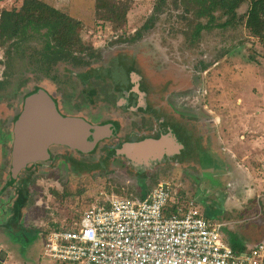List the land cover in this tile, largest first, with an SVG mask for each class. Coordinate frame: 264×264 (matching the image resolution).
<instances>
[{
	"label": "rangeland",
	"instance_id": "374dc122",
	"mask_svg": "<svg viewBox=\"0 0 264 264\" xmlns=\"http://www.w3.org/2000/svg\"><path fill=\"white\" fill-rule=\"evenodd\" d=\"M156 1L133 0L126 25L116 29L112 22L98 17L96 0H40L35 23L49 36L50 52L81 54L87 45L101 53V59L92 61L97 65L121 49L137 57L143 68H153L164 80L171 79L175 87L169 91V101L192 116L194 130L200 135L196 141L201 148L200 163H166L145 170V177L130 171L120 159L113 169L71 173L62 168L38 174L22 219L29 229L24 237L6 233L2 223L6 213L0 212V264H55L43 255L46 232L72 226L84 210L112 195L140 197L163 181L175 184L181 201L195 199L206 217L222 224L228 242H235V233L254 238L245 237L247 248L264 241V235L257 233L263 229L264 234V41L245 27L248 5L238 7L237 18L226 7H213V18H201L208 28L196 40L188 37L192 30L188 21L168 8L137 41H116L121 35L132 36L150 16ZM22 2L4 0L0 9L19 8ZM189 17L194 27L196 16L192 13ZM31 47L18 50L16 38L0 27L2 80L6 79L7 55H13L11 76L6 89L0 91V103L17 107L32 85L44 83L53 92L65 91L66 108L76 107L97 119L115 112L109 103L93 109L79 94V80L64 71L82 68L59 63L47 72L38 60L40 49ZM118 61L113 62L111 73L124 80L127 61L124 56ZM125 122L127 132L133 124L129 118ZM2 150L0 143V160ZM99 156L80 157L90 162Z\"/></svg>",
	"mask_w": 264,
	"mask_h": 264
},
{
	"label": "flooded vegetation",
	"instance_id": "af4514ba",
	"mask_svg": "<svg viewBox=\"0 0 264 264\" xmlns=\"http://www.w3.org/2000/svg\"><path fill=\"white\" fill-rule=\"evenodd\" d=\"M101 56L100 53V57L93 59L99 60ZM119 56L123 58L121 49L109 54L105 61L83 68L87 71L84 78L79 77L75 71L69 73L79 80L81 86L79 94L93 109L100 103L107 105L109 103L115 109L114 113L105 112V116L101 119L90 117L76 107L75 110L66 108L64 105L65 91L53 92L44 83L34 84L26 92L28 94L42 87L53 97L61 113L66 116L79 117L90 124L92 128L90 127L91 130L85 138L91 149L89 152L68 145L51 144L48 153H44L41 158L35 161L28 162L17 177H14L12 173L14 124L22 110L23 99L17 107L10 103H0V143L3 148L0 160V212L6 213V219L2 222L5 229V222L18 214L15 211L19 212L22 208L23 213L25 212L30 204L27 196L29 193V198L31 197V184L35 183L40 173H52V171L62 168H68L71 173L84 172L81 169V164L87 165L89 170L97 168V164H101L98 166L100 168L113 169L114 162L120 159L129 170L132 169V172L145 177L148 170L156 169L166 163L193 166L200 163L201 150L194 154L191 153L189 147L192 137L189 127L195 121L192 116L177 110L172 101H169V95L172 93L169 91L175 87L170 81L171 79L164 80L165 76L158 75L153 68L152 70L144 68V74H142L138 70L143 68L142 62L137 57L128 56L124 58L127 61L128 69L124 72V80H122L111 73L113 62L118 61ZM131 64H134L133 68H131ZM136 85L144 88L150 87V89L145 91L146 89L142 88L140 91H136L134 89ZM4 89H6V84L0 87V91ZM127 118L133 125L127 132H124L126 129L125 119ZM113 122H118L117 127H119L114 126ZM146 138L160 139L162 147L158 154L152 153V151L148 153L136 152L137 150L130 154L124 152L118 154L125 143L141 141ZM97 147L94 154L93 151ZM184 151L186 155L182 159L180 155ZM83 155L100 156L97 160L88 162L81 159L80 156ZM181 159L184 162H180ZM21 201H27V204L24 203L25 205L21 206ZM22 226L24 225L22 224ZM17 231L23 232L22 229ZM6 233L10 235L12 232L6 229Z\"/></svg>",
	"mask_w": 264,
	"mask_h": 264
},
{
	"label": "built area",
	"instance_id": "2783aa9c",
	"mask_svg": "<svg viewBox=\"0 0 264 264\" xmlns=\"http://www.w3.org/2000/svg\"><path fill=\"white\" fill-rule=\"evenodd\" d=\"M221 226L163 181L140 197L92 204L71 227L48 232L43 255L55 264H264V241L236 250Z\"/></svg>",
	"mask_w": 264,
	"mask_h": 264
},
{
	"label": "trees",
	"instance_id": "16d2710c",
	"mask_svg": "<svg viewBox=\"0 0 264 264\" xmlns=\"http://www.w3.org/2000/svg\"><path fill=\"white\" fill-rule=\"evenodd\" d=\"M3 1L4 0H0V3H2ZM38 2H40V0H23L22 5L19 8L13 7L0 9L1 29L8 35L16 38L18 50L23 51L26 47L31 46V48H34L37 51L38 49H40L39 53H42V57L38 60L39 62L43 61V67H45L47 72L51 67H53L54 65L56 66L59 63L71 64L73 66L75 65L76 67L82 68L77 72V75L84 78L87 74V71L83 68L90 67L92 65V59L95 57H100V52L87 45L82 50L81 54L68 52L66 50H55L50 52V45L48 40L49 36L45 33L44 27H42L41 24L35 23V14L36 12H38ZM132 3L133 0H96L98 17L100 19L109 20L114 24V27L116 29H120V27H124L126 25L128 12L131 9ZM244 3H247L248 5L246 20L244 23L245 27L250 31L251 35L258 37L260 40L264 41V0H157L152 13L139 29L135 30L134 34L130 37H124L122 35L117 37L116 41L119 40L121 42L129 43L137 41L142 37L144 31H148L156 25L157 20L160 18L161 14L166 12L168 8H172L173 10L179 12L178 14L188 21L187 26L189 27V29L192 28V30L189 31L188 37L192 40H196L201 36L203 30L208 28V26L203 23V21L200 22L201 18H213V7H226L229 10L233 11V17L237 18L238 15L236 13V10L241 4ZM192 13L196 16L194 17V19H197L198 21L197 23H195L194 27L192 25L191 18L189 17V15H191ZM188 30L185 34L188 33ZM33 42L35 43V45H32ZM127 54L128 53L125 52V50L121 51V57H128ZM12 60L13 55L8 54L5 70L6 79L0 80V87L4 86L6 84V81H8V78L11 76L13 67ZM131 65V68H133L134 64ZM138 70L142 74H144V68H140ZM64 71L68 74L74 72V70H70L69 67L65 68ZM134 89L136 90V88ZM109 122L112 123L111 121ZM113 124L117 127L118 122H113ZM100 128L104 129L103 127ZM190 129L192 131V137L190 139L189 147L191 153L193 152L194 154H197L201 150V148L197 146L196 142L200 138V135L194 130L192 123L189 127V130ZM97 149L98 147L94 149V154L96 153ZM185 155L186 152L184 151L180 156L183 159ZM182 159L180 162H184V160ZM98 166H101V164H97V169H100V167ZM81 169L84 171H89L88 166L85 164H81ZM27 198L30 200L29 193ZM26 202L21 201V206L27 204ZM15 212L18 214H15L13 217H11V219L5 222L6 229L11 232H15V235H21L20 237H24L23 235L26 234V232L24 231L29 229L22 226V219L24 217L23 209L21 208L19 212ZM18 229H22L24 233L21 231H17ZM47 233L48 232H46L45 234ZM257 233L261 234L262 236L264 235L263 229L259 230V232ZM235 234L233 236L238 237L240 241L236 242L238 240L237 238L235 239V242H231V240L229 242L236 250L247 249L245 244L246 238L250 237L252 240H254L252 236L247 234H245L246 238L244 236L240 237V235L237 236Z\"/></svg>",
	"mask_w": 264,
	"mask_h": 264
},
{
	"label": "water",
	"instance_id": "95a60500",
	"mask_svg": "<svg viewBox=\"0 0 264 264\" xmlns=\"http://www.w3.org/2000/svg\"><path fill=\"white\" fill-rule=\"evenodd\" d=\"M92 126L79 117L61 113L50 93L39 87L23 98L22 110L15 120L12 173L17 177L28 162L48 153L51 144H63L89 152L85 138ZM160 139L146 138L125 143L118 154L140 151L158 154L162 147ZM121 152V153H120Z\"/></svg>",
	"mask_w": 264,
	"mask_h": 264
}]
</instances>
